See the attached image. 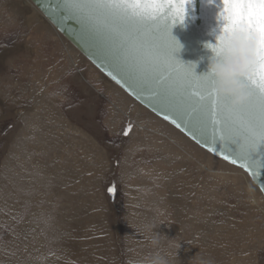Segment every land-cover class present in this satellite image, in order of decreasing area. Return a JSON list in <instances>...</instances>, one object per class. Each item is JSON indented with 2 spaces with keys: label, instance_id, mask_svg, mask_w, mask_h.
<instances>
[{
  "label": "rangeland",
  "instance_id": "obj_1",
  "mask_svg": "<svg viewBox=\"0 0 264 264\" xmlns=\"http://www.w3.org/2000/svg\"><path fill=\"white\" fill-rule=\"evenodd\" d=\"M27 6L0 0V264H144L157 250L264 264L248 176L107 83Z\"/></svg>",
  "mask_w": 264,
  "mask_h": 264
},
{
  "label": "snow or ice",
  "instance_id": "obj_2",
  "mask_svg": "<svg viewBox=\"0 0 264 264\" xmlns=\"http://www.w3.org/2000/svg\"><path fill=\"white\" fill-rule=\"evenodd\" d=\"M188 2L58 0L60 11L100 42L118 84L123 81L136 95H148L165 120L171 117L178 128L199 133L205 146L217 145L209 151L251 174L264 153V0H221L225 31L240 30L255 43L248 78L241 81L247 99L238 106L215 94L216 82L209 75L197 76L195 65L176 59L180 45L171 35L175 21L170 25L167 17L173 5Z\"/></svg>",
  "mask_w": 264,
  "mask_h": 264
},
{
  "label": "water",
  "instance_id": "obj_3",
  "mask_svg": "<svg viewBox=\"0 0 264 264\" xmlns=\"http://www.w3.org/2000/svg\"><path fill=\"white\" fill-rule=\"evenodd\" d=\"M21 6L27 7L28 4L35 6L36 11L39 13L37 18L42 22L41 17L46 20L53 29L70 44L86 61H88L94 68H96L103 76L104 80L119 88L126 94L132 101L156 116L158 119L175 129L186 139L194 145L202 149L204 152L214 157L215 159L226 163L229 166L235 167L245 173L254 187L258 189L264 199V153L260 154L256 159V164L251 168V174L245 171L244 167L233 165L225 160L222 155L209 151V148H215L217 145L208 144L205 146L202 141L204 139L199 133L193 135V130L188 128H178L176 121L170 117L168 120L164 119V113L158 112L153 107L151 98L146 94L136 95L135 89L130 88L126 83L121 81L117 83L113 79L112 70L109 69L104 59V54L101 50L100 42L93 36L85 33L80 24L75 18H72L67 13L60 11L58 0H14ZM192 7L186 9V16L184 19V5H173L172 11L168 13V20L170 25L175 21L171 29V35L181 45L176 59L181 63L195 64L194 73L197 76L207 75L209 57L211 53L205 49L206 43H215V39L211 34L217 28L216 16L219 11L221 0H191ZM215 5V6H213ZM224 7V6H223ZM180 8L182 11L177 12L176 9ZM30 9V8H29ZM41 16V17H39ZM210 135V133H209ZM247 165H245L246 167Z\"/></svg>",
  "mask_w": 264,
  "mask_h": 264
},
{
  "label": "clouds",
  "instance_id": "obj_4",
  "mask_svg": "<svg viewBox=\"0 0 264 264\" xmlns=\"http://www.w3.org/2000/svg\"><path fill=\"white\" fill-rule=\"evenodd\" d=\"M223 6L220 3L216 16L217 28L211 33L215 43L209 42L204 45L205 49L211 53L207 75L216 82L215 94L228 98L232 106H238L247 99V92L241 81L248 78V70L254 61L255 43L253 39L246 38L240 30L225 31L228 21L225 18ZM191 7L192 2L189 0L184 5V19L186 9ZM143 227L150 234L152 244L159 249L160 240L166 238L154 231L156 229L154 224H145ZM176 255L177 252L175 258ZM144 264H170V262L166 254L157 250L147 258ZM198 264H212V261L199 258Z\"/></svg>",
  "mask_w": 264,
  "mask_h": 264
},
{
  "label": "bare ground",
  "instance_id": "obj_5",
  "mask_svg": "<svg viewBox=\"0 0 264 264\" xmlns=\"http://www.w3.org/2000/svg\"><path fill=\"white\" fill-rule=\"evenodd\" d=\"M34 8H35V6L34 5H32ZM44 19V18H43ZM46 21V20H45ZM56 30V29H55ZM57 31V30H56ZM60 34V33H59ZM76 51V50H75ZM66 55H68L69 57H71V56H73V55H69V53L67 52L66 53ZM35 128V127H34ZM206 171H208V170H206ZM208 172H210V171H208ZM250 198H251V200L252 201H250L249 200V203H251L254 207H256V209L257 210H259V211H262L260 208L262 207V206H260L261 204L260 203H258V202H255L253 199H252V197H251V195H250ZM262 205H264V203L262 204ZM183 216V215H182ZM261 224H262V222H261ZM165 234V233H164ZM162 236H163V234H162ZM164 237V236H163ZM163 239V238H162ZM166 252V251H165ZM167 255V254H166ZM175 259V258H174ZM233 260V259H232ZM175 261V260H174ZM170 262V261H169Z\"/></svg>",
  "mask_w": 264,
  "mask_h": 264
},
{
  "label": "crops",
  "instance_id": "obj_6",
  "mask_svg": "<svg viewBox=\"0 0 264 264\" xmlns=\"http://www.w3.org/2000/svg\"><path fill=\"white\" fill-rule=\"evenodd\" d=\"M108 93H109V92H108ZM110 95H111V94H110ZM192 211H193V210H192ZM36 244H37L38 247H41V246H40V242H37ZM41 251H42V250H41Z\"/></svg>",
  "mask_w": 264,
  "mask_h": 264
},
{
  "label": "flooded vegetation",
  "instance_id": "obj_7",
  "mask_svg": "<svg viewBox=\"0 0 264 264\" xmlns=\"http://www.w3.org/2000/svg\"><path fill=\"white\" fill-rule=\"evenodd\" d=\"M144 109V108H143ZM171 128V127H170ZM173 129V128H172ZM174 130V129H173ZM174 131H176V130H174ZM177 132V131H176ZM178 134H180L179 132H177ZM181 135V134H180ZM182 136V135H181ZM184 137V136H183ZM185 138V137H184Z\"/></svg>",
  "mask_w": 264,
  "mask_h": 264
}]
</instances>
